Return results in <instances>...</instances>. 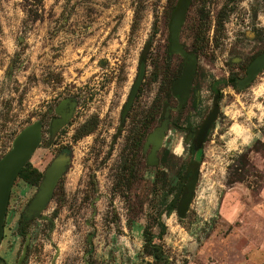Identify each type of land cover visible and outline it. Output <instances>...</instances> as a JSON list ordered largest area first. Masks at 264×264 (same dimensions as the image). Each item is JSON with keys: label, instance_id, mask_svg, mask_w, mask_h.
I'll return each instance as SVG.
<instances>
[{"label": "rangeland", "instance_id": "rangeland-1", "mask_svg": "<svg viewBox=\"0 0 264 264\" xmlns=\"http://www.w3.org/2000/svg\"><path fill=\"white\" fill-rule=\"evenodd\" d=\"M175 2L0 0V158L37 120L43 136L31 166L43 173L59 153L70 156L42 215L23 227L38 184L14 180L0 241L5 264H17L26 233L21 264H155L143 250V230L156 234L160 220L166 233L154 241L164 264L264 262V148L252 149L257 139L264 142V69L245 88L225 82L244 75L264 50V0H191L179 40L197 65L178 111L166 110L178 103L170 90L185 65L167 52ZM147 40L146 72L121 119ZM215 89L218 113L201 148L193 199L180 217L178 186L197 158L186 136L207 116ZM65 98L73 112L52 134L54 109ZM164 113L170 124L160 163L150 166L144 143ZM244 151L259 176L227 185V166ZM177 192L170 212L166 204Z\"/></svg>", "mask_w": 264, "mask_h": 264}, {"label": "water", "instance_id": "water-1", "mask_svg": "<svg viewBox=\"0 0 264 264\" xmlns=\"http://www.w3.org/2000/svg\"><path fill=\"white\" fill-rule=\"evenodd\" d=\"M190 0H179L174 10L171 22H170V39L171 47L175 52H178L185 57L186 65L183 69V73L173 85L172 91L174 95H179L180 104L184 103L185 98L189 95L190 86L192 83L194 69L196 64L195 56L187 52L182 44L179 42L180 28L184 22L186 11ZM264 68V50L258 54L248 65L246 75L240 80V85H244L250 82L262 69ZM145 70L143 62L140 63L138 68V74L131 88L129 98L127 100L126 107L130 105L133 97L138 89ZM216 115V102H214L213 108L207 118L205 119L202 130L206 128L215 118ZM61 123V122H60ZM60 125V124H59ZM59 125L54 124L53 132ZM167 127V123L163 122L161 126L157 127L148 136L146 143L151 142L152 148L148 156V162L150 164L157 163L156 151L161 145L164 131ZM42 125L40 121H34L24 126L13 138L10 148L0 158V241L3 233L4 216L6 207L9 201L11 186L17 177L19 171L30 160L38 144L41 141ZM69 163V157L65 154H60L56 157L44 172L43 179L39 185V188L31 200L26 214L28 216L36 215L42 210L49 199L51 198L53 189L58 182L59 178L65 172ZM197 179V172L194 171L189 181L187 182L186 193L180 201L178 213L180 216H184L191 199L193 197V191ZM0 258V262H1Z\"/></svg>", "mask_w": 264, "mask_h": 264}, {"label": "flooded vegetation", "instance_id": "flooded-vegetation-1", "mask_svg": "<svg viewBox=\"0 0 264 264\" xmlns=\"http://www.w3.org/2000/svg\"><path fill=\"white\" fill-rule=\"evenodd\" d=\"M178 1H179V0H177V3H178ZM177 3H176V6H177ZM190 3H191V0H190V2H189V5H190ZM189 5H188V7H189ZM187 10H188V8H187ZM186 13H187V11H186ZM185 17H186V15H185ZM184 20H185V19H184ZM183 23H184V22H183ZM181 27H182V26H181ZM180 29H181V28H180ZM153 33H154V32H153ZM155 33H156V32H155ZM179 33H180V32H179ZM147 42H149L150 45H149V48H148V49H145V45H146ZM147 42H145V44H144V48H143L144 50H143V52H142L143 54L141 55V58H140V60H139V65H140L141 62H143L144 65H145V70H144V74H143V77H142V79H141V82L143 81V78H144V75H145V72H146V58L148 57L149 50H150V48H151V40H147ZM179 42H180V40H179ZM180 44H181V42H180ZM182 46H183V44H182ZM183 47H184V46H183ZM184 49H185L187 52L191 53L193 56H195V59H196V64H195V69H194V75H193L192 83H191V86H190L189 95L185 98L184 103L181 104V105H179V104H180V101H179V95H174V94H173V91H172V88H173L174 82H175L178 78H180V76H181L182 73H183V70H182L181 75H180L179 77H177V78L173 81V84H172V86H171V90H170V93L172 94L173 97H175V98L178 100V103H177L176 106H173V107H170V106L167 105V106H166V110L172 109V110L178 111L180 108H182V107L186 104L187 99L189 98V96L191 95V92H192V85H193L194 76H195V70H196V65H197V57H196V55H195L193 52L187 50L185 47H184ZM167 52H168V54H178V55H180V56L183 58V61H184L185 65H186L185 57H183V56H182L181 54H179L178 52H175V51L173 50V48L171 47V39H170V24H169V45H168V47H167ZM260 53H261V52H260ZM260 53H259V54H260ZM257 55H258V54H257ZM257 55H256V56H257ZM256 56H255V57H256ZM255 57H254V58H255ZM254 58H253V59H254ZM253 59H252V60H253ZM252 60H251V61H252ZM249 64H250V63H249ZM249 64H248V65H249ZM139 65H138V68H139ZM185 65H184V67H185ZM247 67H248V66H247ZM183 69H184V68H183ZM263 69H264V68H263ZM263 69H262V70H263ZM246 70H247V68L245 69V73H244V75H241V76L231 75V76H229V77L225 80V82L230 83V84H232V85L238 87L239 89H242V88H245L246 86H248L249 84H251V82L255 79V77H256V76L262 71V70H261V71H260V72H259V73H258V74H257V75H256L251 81H250V82H248V83H246V84H244V85H240V84H241V83H240V80L243 79V78L245 77V75H246ZM137 74H138V70H137ZM137 74H136V77H137ZM136 77H135V79H136ZM231 77H233L234 81H232V80L230 79ZM135 79H134V81H135ZM134 81H133V84H134ZM216 81H217V82H220V80H216ZM141 82H140V84H141ZM233 82H234V83H233ZM133 84H132V86H133ZM140 84H139V86H140ZM132 86H131V88H132ZM139 86H138V89H139ZM131 88H130V91H131ZM138 89H137V91H138ZM130 91H129V94H130ZM137 91H136V93H137ZM136 93H135V95H136ZM129 94H128L127 100H128V98H129ZM219 94H220V92H219L217 89H215V90H214L213 100H212V106H211L210 111H209L208 114H207V116H208L209 113L211 112L212 108H213L214 102H216V115H215L214 120H213L208 126H206L205 129L202 130L203 123H204L205 119L207 118V116H206L198 126L193 127V128L189 127V129H188V133H187L186 139L189 140V143H188V146H189V152H190L191 155H194V156L197 157L196 160H195V159H192L191 162H190L189 165H188V168H187V174H186V175L189 176V179H190V177L192 176V174L194 173V171L197 172V178H198V172H199V170H198V165H199V163H200L201 155H202V153H201V151H202L201 148H202L203 143L205 142V137H206V134H207V132H208V130H209L211 124L216 120V116H217V113H218V98H219ZM135 95H134V97H135ZM134 97H133V99H134ZM127 100H126V102H125V104H124V107H123V110H122V113H121V119H124V118H125V115H126L128 109L130 108L132 102H133V100H132V102L130 103V105H129L128 107H126ZM73 106H74V102L71 101V100H69L68 98L63 99V100H61V101L58 103V105H57V106L55 107V109H54L55 116H52V121H51V132H52V134H54L55 131H56L58 128H60L64 123H66V122L68 121V119L71 117V114H72V112H73ZM161 119H162V120H161L160 124L157 125V126H155V127L153 128V130H151V131L147 134V136H146V140H145V143H144V147H145V149L149 148V152L147 153V157H146V159H147V164L150 165V166H158L159 163H160V161H159V157H158V152H159L160 148H161L162 145H163V139H164V137H165L166 131H167L168 126H169V124H170V119H169V116H168L167 113H164V114L162 115ZM60 122H61V123H60ZM163 122H166V123H167V127H166V129H165V131H164V135H163V138H162L161 145L159 146V148H158L157 151H156L157 163L150 164V163L148 162V156H149V154H150V152H151L152 143H151V142L146 143V142H147V140H148V136H149V134H151V133H152L157 127L161 126ZM40 123H41V125H42L41 131H42V136H43V124H42L41 121H40ZM54 124H56V125H59V124H60V125H59V126L57 127V129L53 132ZM148 125H149V124L146 125V127H145L146 129H147ZM42 136H41V140H42ZM12 140H13V139H12ZM40 143H41V141H40ZM40 143H39V144H40ZM39 144H38V146H39ZM38 146H37V147H38ZM244 152H245V151H244ZM241 153H242V152H241ZM60 154H65V155H67L68 157H70L68 151H63V152L59 153L57 156H55V157L51 160V162H52L56 157H58ZM239 154H240V153H239ZM239 154H237V156H238ZM237 156H235L234 158H232V161H231V162L228 164V166H227V171H228V167H229V165L232 164V163L234 162V159H235ZM28 162H29V161H28ZM51 162H50V163H51ZM68 164H69V163H68ZM49 165H50V164H49ZM49 165H48V166H49ZM131 165H132V167H131ZM67 168H68V165H67ZM67 168H66V170H67ZM125 169H127L128 172H129L130 170H133V169H134V162H131V161H130L129 165H127V167H125ZM45 170H46V169H45ZM66 170H65V172H66ZM38 171H39V170H38ZM44 172H45V171H44ZM44 172L41 173V174H42V177H41V179H40L39 182H38L37 190H38L39 185H40V183H41V181H42V179H43ZM65 172H64V173H65ZM64 173H63V174H64ZM63 174H62V176H63ZM17 176H18V175H17ZM62 176H61V177H62ZM61 177L59 178L58 182L56 183V185H55V187H54V189H53V192H52L51 198L49 199V201L47 202V204H48V203L50 202V200L52 199L53 193H54V191H55V189H56V187H57V185H58V183H59ZM16 178H17V177H16ZM16 178H15V179H16ZM189 179L187 180V182L189 181ZM226 180H227V176H226ZM187 182H186V184L181 183V184L178 186V189H179L180 191L182 190V192L184 193L183 196H184L185 193H186ZM196 183H197V179H196ZM196 183H195V187H196ZM226 184H227V183H226ZM33 185H36V184H33ZM11 187H12V186H11ZM195 187H194V191H195ZM10 190H11V189H10ZM37 190H36V192H37ZM194 191H193V196H194ZM36 192H35V194H36ZM35 194H34V196H35ZM177 194H178V192H177L176 195H174L173 198L170 199L169 202L166 204V210H170V212H172V209H174V206H175V200H176V196H177ZM34 196H33V197H34ZM9 197H10V195H9ZM33 197L30 199V201L28 202V204H27V206H26V208H25V210H24L23 221L21 222V227H23V224H24L25 222H27V221H29V220H33V219L39 218V217L42 215V211H43V210L46 208V206H47V204H46L45 207H44L42 210H40L36 215L28 216V215L26 214V212H27V208H28V206H29L31 200L33 199ZM192 199H193V197H192ZM192 199H191V201H192ZM180 201H181V200H180ZM171 202H172L171 206H170V207H167V205L170 204ZM8 203H9V201H8ZM190 203H191V202H190ZM178 204L180 205V202H179ZM7 205H8V204H7ZM179 205H178V207H176V213H177L178 216H180L179 213H178ZM189 206H190V204H189ZM6 208H7V207H6ZM188 208H189V207H188ZM188 208H187V210H188ZM187 210H186V212H187ZM186 212H185V214H186ZM5 213H6V212H5ZM185 214H184V216H185ZM184 216H180V217H184ZM4 218H5V216H4ZM159 222H161V223L165 226V233H166V225H165V223L162 222L161 220H160ZM159 222H158V227H159V230H160ZM3 224H4V223H3ZM146 229H147V228H145V229L143 230V235H144V231H145ZM148 229H149V228H148ZM149 230H150V229H149ZM151 232H152V231H151ZM152 233H153V232H152ZM158 233H159V231H158L156 234H154V233H153V234H154V235H157ZM165 233L161 236V238L165 235ZM2 237H3V233H2ZM155 238H157V237H155ZM161 238H158V239H161ZM1 239H2V238H1ZM29 240H30L29 233H26L25 244L23 245L22 254H21V256H20V258H19L17 264H21V261L24 259L25 254H26V251H27V249H28V245H29L28 241H29ZM144 242H145V238H144ZM154 242H155V241H154ZM155 243L159 244L158 242H155ZM143 245H144V243H143ZM159 245H160V244H159ZM161 247H162V246H161ZM0 258H1V257H0ZM1 260H2V261L0 262V264H5V262H4V260H3L2 258H1Z\"/></svg>", "mask_w": 264, "mask_h": 264}, {"label": "trees", "instance_id": "trees-1", "mask_svg": "<svg viewBox=\"0 0 264 264\" xmlns=\"http://www.w3.org/2000/svg\"><path fill=\"white\" fill-rule=\"evenodd\" d=\"M176 3L177 0L173 5H171L169 9L168 25L171 22L174 10L176 8ZM149 45V42H147L145 45V49H148ZM230 79L234 81L233 77H231ZM262 147L264 148V142L260 139H257L252 145V149L255 151H260ZM257 172L258 171L255 169V166L251 164L249 160L248 152H242L234 159V162L229 165L226 183L227 185H231L234 182H246L248 181L250 175L259 176ZM18 176L22 177L27 183L33 185L38 184L39 180L42 177V174L35 167L31 166L29 162H27L19 171ZM171 204L172 202L168 204L167 207H170ZM159 226L160 230L157 235H154L148 228L144 231L145 242L143 245V250L153 257L155 264H164L166 259L163 249L161 245L154 242L155 237L161 238V236L165 233V226L161 222H159Z\"/></svg>", "mask_w": 264, "mask_h": 264}, {"label": "crops", "instance_id": "crops-1", "mask_svg": "<svg viewBox=\"0 0 264 264\" xmlns=\"http://www.w3.org/2000/svg\"><path fill=\"white\" fill-rule=\"evenodd\" d=\"M262 264H264V262Z\"/></svg>", "mask_w": 264, "mask_h": 264}]
</instances>
